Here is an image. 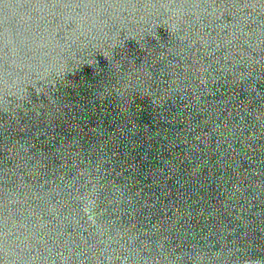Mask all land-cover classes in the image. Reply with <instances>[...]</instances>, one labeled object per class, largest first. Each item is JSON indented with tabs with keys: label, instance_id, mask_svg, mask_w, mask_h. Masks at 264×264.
Here are the masks:
<instances>
[{
	"label": "water",
	"instance_id": "water-1",
	"mask_svg": "<svg viewBox=\"0 0 264 264\" xmlns=\"http://www.w3.org/2000/svg\"><path fill=\"white\" fill-rule=\"evenodd\" d=\"M0 264H264V0H0Z\"/></svg>",
	"mask_w": 264,
	"mask_h": 264
}]
</instances>
